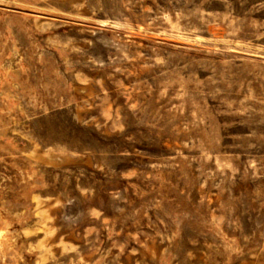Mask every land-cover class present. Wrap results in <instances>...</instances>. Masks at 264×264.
<instances>
[{
    "label": "rangeland",
    "instance_id": "1",
    "mask_svg": "<svg viewBox=\"0 0 264 264\" xmlns=\"http://www.w3.org/2000/svg\"><path fill=\"white\" fill-rule=\"evenodd\" d=\"M0 264H264V0H0Z\"/></svg>",
    "mask_w": 264,
    "mask_h": 264
}]
</instances>
